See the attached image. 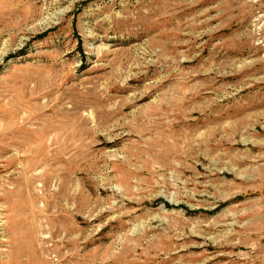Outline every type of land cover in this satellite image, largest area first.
I'll return each instance as SVG.
<instances>
[{
    "label": "rangeland",
    "instance_id": "374dc122",
    "mask_svg": "<svg viewBox=\"0 0 264 264\" xmlns=\"http://www.w3.org/2000/svg\"><path fill=\"white\" fill-rule=\"evenodd\" d=\"M0 264H264V0H0Z\"/></svg>",
    "mask_w": 264,
    "mask_h": 264
}]
</instances>
